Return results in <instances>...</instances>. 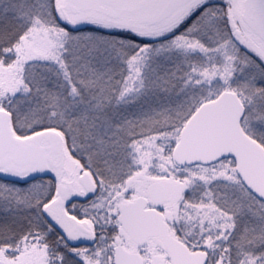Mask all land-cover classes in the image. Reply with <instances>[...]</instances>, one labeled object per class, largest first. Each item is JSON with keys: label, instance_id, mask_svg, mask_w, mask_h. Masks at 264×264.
I'll use <instances>...</instances> for the list:
<instances>
[{"label": "snow or ice", "instance_id": "1", "mask_svg": "<svg viewBox=\"0 0 264 264\" xmlns=\"http://www.w3.org/2000/svg\"><path fill=\"white\" fill-rule=\"evenodd\" d=\"M0 264H264V0H0Z\"/></svg>", "mask_w": 264, "mask_h": 264}]
</instances>
